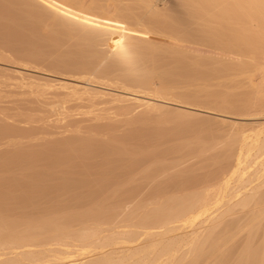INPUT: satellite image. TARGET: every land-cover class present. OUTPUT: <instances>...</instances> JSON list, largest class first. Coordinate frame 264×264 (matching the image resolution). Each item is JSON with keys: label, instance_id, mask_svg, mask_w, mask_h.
<instances>
[{"label": "bare ground", "instance_id": "6f19581e", "mask_svg": "<svg viewBox=\"0 0 264 264\" xmlns=\"http://www.w3.org/2000/svg\"><path fill=\"white\" fill-rule=\"evenodd\" d=\"M0 264H264V0H0Z\"/></svg>", "mask_w": 264, "mask_h": 264}, {"label": "rangeland", "instance_id": "374dc122", "mask_svg": "<svg viewBox=\"0 0 264 264\" xmlns=\"http://www.w3.org/2000/svg\"><path fill=\"white\" fill-rule=\"evenodd\" d=\"M32 65H34V64H32ZM95 75V73H91V74H89L88 76H94ZM18 91V90H17ZM190 135H193L194 133H189ZM202 137H205V138H210V133H199Z\"/></svg>", "mask_w": 264, "mask_h": 264}]
</instances>
